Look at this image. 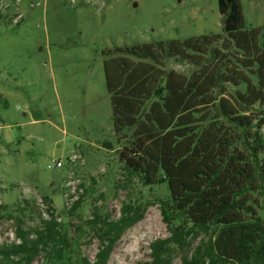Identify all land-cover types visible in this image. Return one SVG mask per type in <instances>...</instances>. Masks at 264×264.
Segmentation results:
<instances>
[{
    "label": "rangeland",
    "instance_id": "1",
    "mask_svg": "<svg viewBox=\"0 0 264 264\" xmlns=\"http://www.w3.org/2000/svg\"><path fill=\"white\" fill-rule=\"evenodd\" d=\"M238 1L244 28L264 30V0ZM211 34H224L218 0H0V206L12 212L28 201L32 208L26 217L0 212V245L17 241L20 218L34 227L54 210L70 223L64 214L82 195L78 213L84 219L97 207L114 220L129 197L148 196L137 181L124 184L104 53ZM240 120L251 126L246 134L223 119L167 131V183L152 189L153 200L173 197L191 222L208 223L244 191L222 222L261 216L264 108ZM168 236L160 206L152 205L116 244L109 264L147 261L151 243ZM82 244L84 256L95 261L100 242L94 233L87 231ZM33 264H44L43 256Z\"/></svg>",
    "mask_w": 264,
    "mask_h": 264
},
{
    "label": "trees",
    "instance_id": "2",
    "mask_svg": "<svg viewBox=\"0 0 264 264\" xmlns=\"http://www.w3.org/2000/svg\"><path fill=\"white\" fill-rule=\"evenodd\" d=\"M218 4L224 34L143 43L104 53L114 132L117 144H122L118 150L124 184L137 181L149 189L148 196L141 192L129 197L118 220L97 207L84 219L78 213L83 195L65 212L68 224L59 221L54 210L34 227H26L20 218L17 241L0 245V264H33L40 256L44 264H109L122 236L155 204L160 206L169 236L152 242L149 259L140 264H173L177 259L182 264H264V209L251 221L222 222L229 210L237 208V198L244 191L208 223L191 222L187 209L173 197L154 201L152 196L153 188L167 183L162 166L167 131L223 119L246 134L251 126L240 117L257 106L264 108V30L244 28L238 0H218ZM170 64L186 66L188 72ZM104 147L115 150L111 142ZM250 150L260 174L258 151ZM1 211L8 218L14 213L26 217L32 208L26 201L12 212L5 206H0ZM87 231L100 242L95 261L82 252Z\"/></svg>",
    "mask_w": 264,
    "mask_h": 264
},
{
    "label": "built area",
    "instance_id": "3",
    "mask_svg": "<svg viewBox=\"0 0 264 264\" xmlns=\"http://www.w3.org/2000/svg\"><path fill=\"white\" fill-rule=\"evenodd\" d=\"M75 159L76 158H72V161L74 162L75 161ZM63 165H62V163L61 162H59L58 164H57V167H62Z\"/></svg>",
    "mask_w": 264,
    "mask_h": 264
}]
</instances>
